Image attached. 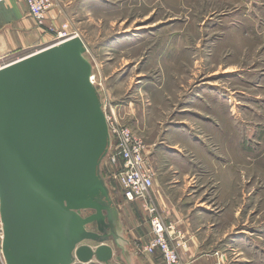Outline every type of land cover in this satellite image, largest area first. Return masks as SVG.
<instances>
[{
  "label": "water",
  "instance_id": "obj_1",
  "mask_svg": "<svg viewBox=\"0 0 264 264\" xmlns=\"http://www.w3.org/2000/svg\"><path fill=\"white\" fill-rule=\"evenodd\" d=\"M86 52L76 37L0 70L7 264H113L120 249L101 174L112 138Z\"/></svg>",
  "mask_w": 264,
  "mask_h": 264
},
{
  "label": "crops",
  "instance_id": "obj_2",
  "mask_svg": "<svg viewBox=\"0 0 264 264\" xmlns=\"http://www.w3.org/2000/svg\"><path fill=\"white\" fill-rule=\"evenodd\" d=\"M52 3L47 16L48 26L63 22L62 15L74 5L73 1L68 5L61 4L59 0ZM231 3L236 5L232 14L222 9L218 16H232V20L226 22L221 19L220 23L214 24V30L221 31L213 43L218 52L214 61L225 65L210 73L206 77L208 80L198 88L194 98V102L199 103L198 110L196 105L183 106L181 121L176 120L178 129L174 131L183 141L189 142L188 139L196 136L195 126L199 135L213 140L215 148L206 145L198 135L199 152H195L192 141L185 143L193 151L190 158L170 151L172 157H178L185 163L186 167L182 168V162H178L180 167L177 169L181 172L189 174L187 165H190L192 174H210L219 190L225 187V195L219 199L228 197L229 206L232 210L234 207L230 229L216 224L212 230L211 221L221 222L223 215L218 216L208 204L204 206L205 201L194 205L183 203V198L179 199L174 193L175 188L171 190L168 185L159 183L158 175L151 192L162 219L171 227L168 236L174 246H179L182 264H239L230 258L239 257L236 246L242 238H246L248 250L246 262L242 259L241 264H264V222L251 226L246 235L241 236L233 223V220L239 221L238 184L244 176L257 182L250 189L248 182V194H243L244 201H251L248 209L253 208L259 199L264 206V0H230L228 5ZM224 5H227L226 0L214 2L217 9ZM48 34L47 30L35 24L24 1L10 0L0 5V62L49 44L52 39ZM223 43L230 44L229 48L236 46V53H230L228 59L220 56L228 50L220 49ZM246 61L252 63L246 64ZM102 177L105 178L104 175ZM116 185L118 194L107 183L116 211L111 223L120 244L118 250L112 247V240L107 243L114 251L112 263H117L116 258L120 257L119 264H164L160 253L149 255L141 249L152 238L148 212L139 202L128 203L120 186Z\"/></svg>",
  "mask_w": 264,
  "mask_h": 264
},
{
  "label": "rangeland",
  "instance_id": "obj_3",
  "mask_svg": "<svg viewBox=\"0 0 264 264\" xmlns=\"http://www.w3.org/2000/svg\"><path fill=\"white\" fill-rule=\"evenodd\" d=\"M71 1L74 5L61 16L63 22L53 25L57 31L63 24H68L70 31L85 43V57L92 65V82L99 93L103 111L117 118L145 142L160 184L168 185L171 190L175 188L174 193L179 199L183 198V203L194 205L205 201L204 206L208 204L218 216L223 215L221 222L211 221L212 230L216 224L230 229L234 207L232 210L229 206L228 197L219 199L225 195V187L219 190L210 174H192L190 165H187L189 174L181 172L177 169L180 167L178 162H182V168L186 167L185 163L172 157L170 151L190 158L193 155L187 146L190 141L195 152L200 151L199 129L194 126L196 136L185 142L175 135L174 131L178 129L175 123L181 121L184 105H196L198 110L199 103L194 102L198 88L208 80L206 77L210 73L225 65L214 61L218 52L213 43L216 35L221 33L214 30V24L220 23L221 19L231 21L232 16L225 18L218 16V12L224 9L225 13L232 14L236 5H228L230 0L218 9L214 8L215 0H59L65 5ZM48 37L53 41V35L48 34ZM52 41L1 61L0 67L52 47L55 44ZM219 47L228 48L220 55L225 59L230 53H236V46L229 48L230 44L223 43ZM199 137L215 148L213 140L201 134ZM101 171L109 188L118 194L115 181L109 180L112 169L107 160L102 163ZM249 178L244 176L238 184L239 221L233 220V223L238 227L239 236L246 235L251 226L264 222L261 199L251 209H248L251 201L243 199V194H248L247 189L254 186L253 183L257 184ZM236 250H239V257L230 259L239 264L244 259L245 263L246 238L239 240Z\"/></svg>",
  "mask_w": 264,
  "mask_h": 264
},
{
  "label": "built area",
  "instance_id": "obj_4",
  "mask_svg": "<svg viewBox=\"0 0 264 264\" xmlns=\"http://www.w3.org/2000/svg\"><path fill=\"white\" fill-rule=\"evenodd\" d=\"M7 1L10 0H0V5ZM22 1L26 3L35 24L53 35L54 39L52 42L55 43L53 46L78 37L70 31V27L66 23L57 31L54 25H47V16L53 6V0ZM9 65H2L0 70ZM106 119L112 138V146L105 159L107 160V165L109 164V167L112 169V176L110 178L120 186L123 197L128 203L139 202L142 209L146 210L149 214L152 238L147 244L142 246V252L149 255L160 253L164 264H182L178 253L179 246H174L168 236V230L171 227L166 225L151 198L156 171L148 157L145 142L129 127L120 124L114 116L106 115ZM2 229L3 226L0 222V264H7L3 253Z\"/></svg>",
  "mask_w": 264,
  "mask_h": 264
},
{
  "label": "bare ground",
  "instance_id": "obj_5",
  "mask_svg": "<svg viewBox=\"0 0 264 264\" xmlns=\"http://www.w3.org/2000/svg\"><path fill=\"white\" fill-rule=\"evenodd\" d=\"M21 60V59H20Z\"/></svg>",
  "mask_w": 264,
  "mask_h": 264
}]
</instances>
